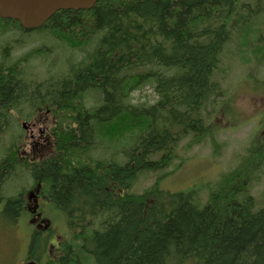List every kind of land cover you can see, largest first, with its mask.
<instances>
[{
  "label": "trees",
  "instance_id": "1",
  "mask_svg": "<svg viewBox=\"0 0 264 264\" xmlns=\"http://www.w3.org/2000/svg\"><path fill=\"white\" fill-rule=\"evenodd\" d=\"M15 29L33 31L0 17V38ZM34 30L72 49H92L63 76L52 71L38 82L23 68L0 64V223L18 227L28 213L20 197L4 191L17 169H28L17 159L23 126L12 121L14 112L28 119L47 106L57 145L34 174L52 188L47 211L63 215L71 234L49 262L264 264V205L257 208L247 177L229 182L242 173L224 174L206 202L196 186L170 191L163 179L132 190L141 172L167 168L184 138L201 142L210 134L209 120L226 102L218 74L236 33L243 57L264 60V0H98L90 9L59 10ZM148 83L156 101L133 103L131 93ZM91 93L99 97L88 106ZM120 139L133 143L119 161L98 150ZM109 174L114 197L104 190ZM45 235L33 228L31 254L45 252Z\"/></svg>",
  "mask_w": 264,
  "mask_h": 264
},
{
  "label": "rangeland",
  "instance_id": "2",
  "mask_svg": "<svg viewBox=\"0 0 264 264\" xmlns=\"http://www.w3.org/2000/svg\"><path fill=\"white\" fill-rule=\"evenodd\" d=\"M4 34L0 38V64L8 62L16 69L23 68L31 74L30 79L37 82L47 80L52 71L63 76L73 62L81 60L85 53L92 49V43L84 50L75 48L81 51L72 49L54 37L49 38L51 34L44 31L33 30L22 34L15 29ZM233 40L234 42L225 50L221 72L218 74L226 91V102L215 118L209 120L210 134L201 142L190 143L191 136L184 138L177 148L178 156L167 168L139 174L132 188L134 192H142L154 185L155 180L163 179L160 186L170 191L187 190L191 186H196L201 201L206 202L209 192L217 189L218 183L224 185V174L239 172L242 173V178L238 177L229 182L242 183L241 179L247 177L248 192L256 198L257 208L264 205V77H262L264 60L254 57L253 54L244 55V58L242 51L246 49L241 48L238 33ZM89 96L91 97L87 99L86 104L93 106V99L97 95L91 93ZM131 99L135 104H151L156 101L157 95L152 85L148 83L134 90ZM46 107L28 119H19L22 115L17 112L14 114L16 119L13 118L12 121L16 124L18 122L19 125L24 124L23 128L19 127L23 132L20 135L23 139L26 134L29 136L27 125L32 120L38 126H45L44 119L54 116L53 110L47 112ZM23 139L17 144L16 149H19L17 159L26 163L28 158L23 153L25 148ZM131 143L133 139H127L125 142L122 139L108 142L110 146L104 142L105 148L98 150L101 153L108 150V155L111 154L113 160L119 161L126 146ZM101 153L95 154L100 158L98 160L104 159ZM2 156H5V152L0 148V158ZM90 156L88 155V158ZM162 173L166 174L160 177ZM14 177L16 178L12 180L8 178L4 183L5 194L15 198L22 195L26 202L28 189L32 185L31 174L27 170L17 169L11 178ZM46 207L47 205L44 206V215L51 219V231L45 235V252L40 251L35 255L32 253V256L34 255L41 264H53L49 261L58 257L61 253L60 244L67 237H71V234L70 231H65L64 221L59 219L63 215L60 216L57 212L56 214L52 212L50 215L47 211L49 207ZM61 214L64 212L61 211ZM30 218V214L25 210L18 221V227L7 221H3L4 224L0 223V264H22L26 261L34 225L29 222ZM89 264L93 263L89 262Z\"/></svg>",
  "mask_w": 264,
  "mask_h": 264
},
{
  "label": "flooded vegetation",
  "instance_id": "3",
  "mask_svg": "<svg viewBox=\"0 0 264 264\" xmlns=\"http://www.w3.org/2000/svg\"><path fill=\"white\" fill-rule=\"evenodd\" d=\"M47 111L49 110L47 109ZM15 113L16 112H14V114ZM48 122L49 118L47 117L44 119V123L46 124L45 126H38L37 123L33 121L27 125L29 136L26 134L24 137L25 148L23 152L25 157L28 158L26 167L30 169L32 185L28 189L26 202H24V198L21 197L22 195L18 196L23 200V209H27L31 216L35 219L36 230L42 232H48L49 230L48 223L44 221V219H47V217L44 215V206L47 205V207H49L50 204H52L51 201H54L53 191L51 187L48 189L46 188V184L43 182L44 180L38 174H34L39 166V164L37 166V164H34V162L36 159H40L41 162L48 160V158L51 157V153L54 151L52 147L57 145L54 133L50 131L51 127L47 124ZM22 126L24 127V124H22ZM52 140H54V142H52ZM110 166L111 165H109V167ZM107 176L110 180L106 183V185H104V190L109 192L111 197H114L115 193L112 175L109 174ZM41 205L43 208H41ZM39 220L43 222H38Z\"/></svg>",
  "mask_w": 264,
  "mask_h": 264
},
{
  "label": "water",
  "instance_id": "4",
  "mask_svg": "<svg viewBox=\"0 0 264 264\" xmlns=\"http://www.w3.org/2000/svg\"><path fill=\"white\" fill-rule=\"evenodd\" d=\"M98 0H0V17L18 20L25 29L41 27L61 9L81 10L93 7ZM26 264H39L30 261Z\"/></svg>",
  "mask_w": 264,
  "mask_h": 264
}]
</instances>
